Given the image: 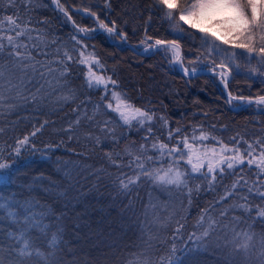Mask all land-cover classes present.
Segmentation results:
<instances>
[{"label":"trees","instance_id":"trees-1","mask_svg":"<svg viewBox=\"0 0 264 264\" xmlns=\"http://www.w3.org/2000/svg\"><path fill=\"white\" fill-rule=\"evenodd\" d=\"M60 3L72 20L54 8L53 0H15V7L0 0V21L13 15L28 22L35 37L29 43L36 45L31 49L30 64L18 63L8 48L0 51V71L11 73L9 79L13 81L5 92L14 94L0 103V156L11 165L4 170L8 180L0 183V203L5 205L0 208V264L20 262L17 253L21 243L17 241L22 232L47 257L45 260L34 255L23 264H140L145 258L150 264H160L161 257L178 260L179 264H243L233 261L241 255L229 243L233 232L224 233L225 218L221 216L222 209L229 211L240 204H247L249 210L236 206L231 211L236 219L235 230L254 234L253 264H261L264 218L259 217L257 209L264 207V197L258 191L264 189L256 181L255 166L244 165L242 173L238 168L235 174L225 173L215 182L192 174L194 178L188 183L192 189L190 202L184 188L148 182L132 185L128 190L121 188L119 178L133 174L130 161L140 154L139 146L149 134L137 128L135 121L130 130L128 126L121 127L117 115L103 107L110 97L105 96L102 86H87L86 68L77 62L78 53L72 51L79 46L70 37L77 33L73 21L90 29L96 24L93 18L73 9L91 10L105 22L116 21L120 30L127 33L128 42L136 47L149 44L146 37L154 41L179 36L185 66H215L219 62L229 65L232 77L228 88L235 97L264 95V67L258 58L222 42H217L220 47L210 56L200 38L203 34L188 25H183L185 30L181 31L179 25L183 22L164 18L155 0ZM79 36L84 37L81 33ZM86 37V54L94 51L104 65L98 74L112 76L131 103L155 113L149 141L155 137L168 142L167 134L175 128L191 139L192 131H199L201 126L204 132L230 146L235 143L233 137L239 138L241 151L246 148L244 141L264 140V107L257 111L254 106L233 103L238 108H232L216 77L185 78L175 67L168 66L169 53L163 49L141 56L119 39L113 42L103 33L93 31ZM65 51L73 60L67 72L60 75L57 61ZM159 117L167 120L168 127ZM106 120L114 135L101 132ZM33 131L35 136L30 135ZM24 136L30 137L35 148H27L17 156L12 153L13 146ZM90 137H99L100 142L94 143ZM175 139L176 134L173 143ZM206 143L213 145L212 140ZM129 146H135L131 155L124 151ZM149 154L155 155L152 151ZM180 165L189 167L183 160ZM237 180L242 187L221 200ZM172 195L175 204L169 200ZM154 199H163L165 208L159 214L152 207ZM205 209L220 220L221 226L214 232L218 235L212 233L198 242L189 240L194 232L201 231L197 221ZM10 211L14 216L9 215ZM29 217L47 228L33 226ZM180 224L183 228L177 235ZM53 234L58 238L55 249L49 246Z\"/></svg>","mask_w":264,"mask_h":264},{"label":"snow or ice","instance_id":"snow-or-ice-1","mask_svg":"<svg viewBox=\"0 0 264 264\" xmlns=\"http://www.w3.org/2000/svg\"><path fill=\"white\" fill-rule=\"evenodd\" d=\"M107 2V0H106ZM53 3L68 20H72L71 15L68 11L63 8L60 0H53ZM155 4L159 6L160 10L164 13V18L169 21L183 22L179 25L180 30L184 31L183 25L196 29L203 35L200 37L204 41V47L209 50V55L216 53L219 49L217 42H222L224 45H229L233 49L244 50L249 55L258 58L261 62V67H264V0H189L188 3H184L183 0H155ZM9 7H15V0H7ZM110 7V2L107 3ZM89 14L94 17L96 28L79 27L73 21L74 27L77 28V33H74L70 39L75 41V44L79 47H73L72 51L77 52V62L84 65L86 68V84L88 87L97 86L102 90L105 96H109L110 100L107 104L103 105L105 111L110 110L117 115V122L120 123L121 127L128 126L129 130L133 126L144 129V132L151 135L153 132L152 121L156 118L155 113L148 109H144L135 106L131 101L119 91L118 81L114 80L112 76H105L104 74H98L102 72L104 65L101 60L95 55L94 51L86 54L88 45L83 43V40L87 37L79 36L80 33L87 34L91 31L103 30L109 38L115 37L120 41L127 42L128 35L126 32L120 30L119 25L116 21L105 22L95 12L88 10ZM15 15V14H14ZM34 29L28 26V22L22 21L19 16L14 18L13 15H9L4 21H0V51L5 48L9 49V54L16 58L18 63H32L33 58L31 57V49L36 45L29 43L33 41ZM259 32V40L261 43L257 46L256 36L254 33ZM39 35V34H38ZM21 37L24 39L22 40ZM179 36L174 37L170 40L155 39L154 46L163 49L165 52H171L169 57L176 64H180L183 60L181 53V45L178 42ZM146 40H153L152 37H146ZM153 45H147L148 47ZM236 53H233L235 55ZM73 56L65 51L63 56L57 61L60 65V75H64L67 72L68 64L72 62ZM50 70V65H45ZM221 78H224L225 74H230L231 68L223 62L216 63L212 69ZM35 70V69H34ZM185 76L194 75L196 69L193 68L191 72L188 68L182 69ZM3 76V72L0 71V77ZM225 86H227L225 82ZM228 100L237 99L233 97L231 93L228 94ZM67 100L69 97H63ZM244 99V98H239ZM112 101H115L113 104ZM249 103H256L264 105V95L257 98L249 99ZM99 107V106H96ZM159 120L165 127H168V122L164 117H159ZM80 120H76V124H79ZM99 124V122H97ZM104 127L101 128V132L105 135H114V129H109L107 125L110 121H104ZM145 124L148 127H145ZM203 126L199 131L193 130L191 133V139L183 130L175 128L169 130L167 134L168 142H160L155 137H152V141H149V135L144 136V144L139 146V153L133 156L130 161V166H134L133 174H126L119 178L120 186L123 190H128L130 186L136 185L140 182L155 183L164 186H173L176 189L184 188L189 193V202L191 198L192 189L188 187L189 180L194 178L192 174H199L201 178L210 182H215L219 176L223 178L225 173L233 175L236 169H240L243 172L244 165L249 168L255 166L258 170L256 175V181L261 183V189H264V140H257L253 143L246 144V148L240 150V139L233 137L234 144L231 146L223 141L217 140L210 133H206L202 130ZM39 131V129H37ZM71 134V128L68 129ZM3 129L0 128V133ZM176 134L175 142L173 143V137ZM31 136L36 135V131H33ZM94 143H99V137H90ZM212 140L213 145L209 146L206 142ZM217 145L219 147H217ZM150 146V147H149ZM135 146H129L125 148V153L131 155ZM27 148L34 149V143L29 136L18 138L15 145L13 146L12 153L19 156L21 152ZM150 151L154 152L155 155L149 154ZM108 159L112 163H116L112 156ZM184 161L186 168H181L180 162ZM166 165V166H165ZM119 167V165H117ZM11 167L10 163L6 162L5 159L0 156V183L8 180V175L4 173L5 169ZM242 178V177H241ZM248 181L244 180V185H247ZM197 186V190H198ZM237 187H242L240 181L232 185L231 189L225 192V195L221 197V200L227 199L228 196L233 195ZM252 189L250 188L249 191ZM259 195L264 197V190H258ZM247 199L246 197L244 198ZM239 206L245 211H248L247 204L233 205V207ZM5 207L3 203H0V208ZM258 215L264 218V207L257 209ZM228 214L226 209H222L221 216ZM10 216H14V213L9 212ZM29 220L33 221V226H40L42 229L47 228V225H43L42 222H37L29 217ZM235 219V218H233ZM221 226L220 220L210 214L209 209H205L200 215L197 221V228L201 231L199 234L193 233L189 236V240L194 242L202 241L210 234L217 231V228ZM225 227L227 225H224ZM183 225L180 224L177 227V235H180V229ZM233 236L229 243H233L237 250H241L244 253H248L252 247V241L254 234L250 232H236L235 228H232ZM18 243H21V247L18 249V256L20 262L23 264L24 261L30 259L34 255L47 260L44 253L35 249L28 239L24 237L23 232L18 238ZM58 243V238L55 234L52 235L50 247L55 249ZM261 243L264 244V236L261 237ZM174 255V250H173ZM261 264H264V247L260 250ZM140 264H150V261L145 258L140 261ZM160 264H179L178 260L169 259L167 257L160 258Z\"/></svg>","mask_w":264,"mask_h":264},{"label":"rangeland","instance_id":"rangeland-1","mask_svg":"<svg viewBox=\"0 0 264 264\" xmlns=\"http://www.w3.org/2000/svg\"><path fill=\"white\" fill-rule=\"evenodd\" d=\"M183 2L184 3H188L189 2V0H183ZM53 6H54V8L56 9V10H58V11H60V12H62L61 10H60V8H58L57 7V5L55 4V3H53ZM196 30V29H195ZM86 35V34H85ZM254 35L256 36V44H257V46L261 43V41L259 40V36H260V33L259 32H256V33H254ZM113 42H117V40L114 38V37H112V38H110ZM148 44H141V45H139L138 47L140 48V49H142V48H144L145 46H147ZM152 45V44H151ZM169 53V57L171 56V52H168ZM167 64H168V66L169 67H171V68H174V61H172L170 58L168 59V61H167ZM204 67L205 66H198V67H196V66H192V67H188V69L189 70H192L193 68H195L196 70H201V69H204ZM187 68V67H186ZM4 74H7V75H4ZM7 76V77H6ZM9 78H11V73H3V76L2 77H0V90L1 91H3L2 93H1V91H0V103H1V101H3V99L5 100L6 99V101L7 100H9L10 98H12L13 97V93L12 92H10V93H7V92H5L8 88H9V86L10 85H12V83H13V81L11 80V79H9ZM10 89V88H9ZM8 89V90H9ZM4 103V102H3ZM232 107L233 108H236L237 106H234V105H232ZM255 108V110H257V111H260L261 110V108L260 107H257V106H255L254 107ZM195 186H196V184H195ZM175 197L172 195L171 196V198H169V200L171 201V202H173V204H175ZM163 199H154V201H153V203H152V207H153V209L156 211H154L156 214H159L160 213V211L162 210V209H164L165 208V206H164V204L161 202ZM232 210H234V207H231V209L228 211V214L227 215H225V216H222V218H225L224 219V223H223V226L224 225H227L226 227L224 226V233L225 234H227V233H229L230 232V235L232 234V228H235L236 227V219H233V218H235V216H232L231 215V211ZM155 214V215H156ZM228 227H230V228H228ZM214 234V236H216V235H218V233H213ZM254 239H253V241H252V247L250 248V250H249V252L246 254V253H244L243 251H241V250H238L239 251V255H241V257H240V259H238V260H233V261H237V262H242L243 264H253V244H254Z\"/></svg>","mask_w":264,"mask_h":264},{"label":"water","instance_id":"water-1","mask_svg":"<svg viewBox=\"0 0 264 264\" xmlns=\"http://www.w3.org/2000/svg\"><path fill=\"white\" fill-rule=\"evenodd\" d=\"M73 10H74L75 12H78V13L84 15V16H90V17H92V16L89 14V12L86 11V10H83V9H73ZM92 18L94 19V17H92ZM98 31L104 33L103 30H98ZM124 43H125V45H126L129 49H131V50L134 51L135 53H137V54H139V55H142V56H143V55H146V54H149V53H151V52H153V51H156V50H159V49H160V48L154 46V44H153L152 47H148V48H147V51H145V48H146V47L143 48L142 50H138L137 48H135L134 46H132L131 44H129L128 41H127V42H124ZM181 53H182V56H183L182 49H181ZM182 62H183V60H182ZM182 62H181L180 64H176V63L174 62L177 71H178L181 75H183V76L186 77V78H193V77H195V76L202 75V74L215 76V77L218 78L219 83H220V85H221L223 91L225 92L226 96L228 97V94L230 93V92H229V89H228V83H229L230 80H231V73H230V74L226 73V74L228 75V79H223V78H221V77L217 74V73L219 72V69H217L216 72H213V71H212L213 68H212V69H208V70H207V69L196 70V73H195L194 75L185 76V75L183 74V71L181 70V66L183 65ZM190 72H191V70H190ZM225 82H226L227 86H225ZM233 97H234V96H233ZM249 99H253V100H254L255 98H244V99H239V98H237V99H234V100H231V101H234V102H244V103H246L247 105H259V106H264V105L256 104V103H254V102H253V103H249V102H248Z\"/></svg>","mask_w":264,"mask_h":264},{"label":"bare ground","instance_id":"bare-ground-1","mask_svg":"<svg viewBox=\"0 0 264 264\" xmlns=\"http://www.w3.org/2000/svg\"><path fill=\"white\" fill-rule=\"evenodd\" d=\"M183 68H186V67L182 65V66H181V70H182ZM189 71H190V70H189ZM224 78H225V79H228V75L225 74Z\"/></svg>","mask_w":264,"mask_h":264}]
</instances>
